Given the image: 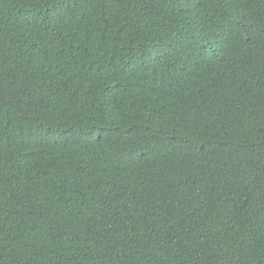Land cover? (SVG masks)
<instances>
[{
    "label": "trees",
    "instance_id": "16d2710c",
    "mask_svg": "<svg viewBox=\"0 0 264 264\" xmlns=\"http://www.w3.org/2000/svg\"><path fill=\"white\" fill-rule=\"evenodd\" d=\"M0 264H264V0H0Z\"/></svg>",
    "mask_w": 264,
    "mask_h": 264
}]
</instances>
